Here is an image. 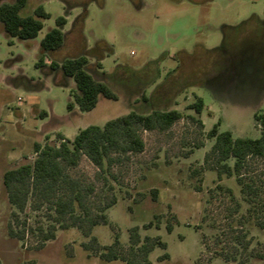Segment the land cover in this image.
<instances>
[{
	"label": "rangeland",
	"instance_id": "obj_1",
	"mask_svg": "<svg viewBox=\"0 0 264 264\" xmlns=\"http://www.w3.org/2000/svg\"><path fill=\"white\" fill-rule=\"evenodd\" d=\"M40 2L49 18L35 39H10L9 44L0 32V264H124L102 262L85 252L81 245L89 238L76 228L57 230L54 240L39 249L36 236L10 237L7 227L15 224V209L2 175L30 162L33 145L46 138L55 142L57 133L73 139L79 130L102 126L130 110L148 112L141 93L153 94L155 106L176 110L181 119L165 132H143L144 151L120 158L109 174H100L85 158L68 170L82 185L93 187V202L116 198L105 211L109 225L94 227L91 236L100 245L117 236L126 248L129 229L137 227L141 239L158 237L166 245L148 254L151 264H264V159H249L242 170L252 193L241 191L234 174L218 178L211 162L204 164L213 144L207 133L217 122L219 131L234 138L259 135L253 114H264V80L252 70L264 69V56L256 42L238 39L246 29L233 28L264 19V0H95L88 3L80 27L73 26L80 7L65 17L60 0ZM58 17L66 18L64 44L50 57L44 55L38 68L40 42ZM224 38L230 43L220 50ZM97 42L112 50L104 54L99 71L109 74L116 65L124 66L139 71L137 77L146 83L114 85L116 101L100 97L90 112L81 113L75 105L69 112L73 81L50 72V62L77 56ZM197 97L204 103L199 116L188 109ZM43 215L44 209L27 208L19 221L32 227L46 224ZM236 237L248 241L247 250ZM164 254L168 258L160 261Z\"/></svg>",
	"mask_w": 264,
	"mask_h": 264
},
{
	"label": "trees",
	"instance_id": "obj_2",
	"mask_svg": "<svg viewBox=\"0 0 264 264\" xmlns=\"http://www.w3.org/2000/svg\"><path fill=\"white\" fill-rule=\"evenodd\" d=\"M60 1L65 6V17L74 7L82 9L73 22V26L80 27L85 20L88 3L95 0ZM65 17H58L55 20L56 27L50 29L41 40L36 67H43L44 55L50 57L63 46L66 36L63 32ZM48 18L49 14L44 11L40 0H7L0 3V32L8 39L9 44L10 39H35L43 27V21ZM249 27L256 29H248ZM257 28L259 23L254 21L244 22L241 28L233 29H246L238 39L256 42L260 54L264 56V29ZM228 38H224L220 50L228 46ZM111 53L112 50L106 44L97 42L92 49H86L77 56L50 62V72H59L64 81H73L74 88L70 92L73 101L69 100L67 104L69 112L74 110V105L81 113L90 112L96 107L100 97L116 101L118 86L134 88L145 85L144 78L137 77L139 71H132L124 66L116 65L109 74L99 71L104 54ZM89 60H93V63ZM252 71L256 79L264 80V69ZM124 74L128 75L125 79L122 77ZM153 96L146 97L143 93L139 96L140 102L149 107L148 112L130 110L102 126L89 125L79 130L73 139L64 138L57 133L55 142L46 138L44 144L33 145L34 157L30 162L6 170L2 175V184L9 204L15 209L11 213L15 224H8V235L18 240H22L26 234L36 236V248L39 249L54 240L57 230L76 228L84 237L89 238L81 245L82 249L102 262L151 264L148 254L154 248L165 249L166 245L158 237L145 236L141 239L137 227L129 229L126 248L121 245L117 236H114L109 245H100L91 236L94 227L109 225L105 211L116 203V198L112 195L109 199L104 197L102 201L98 199L96 203L93 202V187L82 185L69 175L68 170L76 168L81 159L85 158L100 174H109V168L120 158L144 151L141 137L143 132H165L181 119L178 111L163 110L155 106ZM203 107V100L197 97L188 109L199 116ZM40 116L46 115L41 113ZM191 120L201 126L198 118ZM253 120L259 126V135L255 139L234 138L229 131H219V122L207 133L213 144L204 156V164L211 162L210 169L216 172L218 178L234 174L243 193H252L249 185L242 181V170L246 162L253 158L264 159V114L254 113ZM200 147L201 145H195V148ZM230 160L233 162L232 166L228 164ZM27 208L32 211L44 209L43 217L47 223L39 221L32 227L27 226L25 220L19 221V214H24ZM170 230L168 226L167 231ZM235 241L238 245L243 244V249L247 250L248 241L244 242L239 237ZM167 258L168 255L164 254L159 260ZM226 259L227 256L224 260Z\"/></svg>",
	"mask_w": 264,
	"mask_h": 264
},
{
	"label": "flooded vegetation",
	"instance_id": "obj_3",
	"mask_svg": "<svg viewBox=\"0 0 264 264\" xmlns=\"http://www.w3.org/2000/svg\"><path fill=\"white\" fill-rule=\"evenodd\" d=\"M254 21L257 22V23H259V28H257V29H264V19H257V18H255ZM254 21L248 20L246 22L253 23ZM248 29H256V28H248Z\"/></svg>",
	"mask_w": 264,
	"mask_h": 264
},
{
	"label": "crops",
	"instance_id": "obj_4",
	"mask_svg": "<svg viewBox=\"0 0 264 264\" xmlns=\"http://www.w3.org/2000/svg\"><path fill=\"white\" fill-rule=\"evenodd\" d=\"M65 33V32H64Z\"/></svg>",
	"mask_w": 264,
	"mask_h": 264
}]
</instances>
